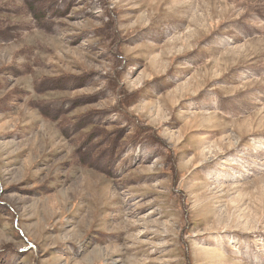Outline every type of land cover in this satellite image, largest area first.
Masks as SVG:
<instances>
[{
	"label": "rangeland",
	"instance_id": "1",
	"mask_svg": "<svg viewBox=\"0 0 264 264\" xmlns=\"http://www.w3.org/2000/svg\"><path fill=\"white\" fill-rule=\"evenodd\" d=\"M0 264H264V0H0Z\"/></svg>",
	"mask_w": 264,
	"mask_h": 264
}]
</instances>
